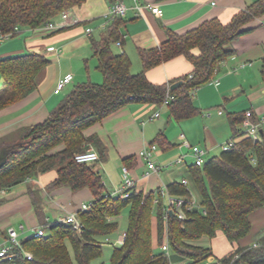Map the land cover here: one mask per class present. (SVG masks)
<instances>
[{"label":"trees","instance_id":"obj_1","mask_svg":"<svg viewBox=\"0 0 264 264\" xmlns=\"http://www.w3.org/2000/svg\"><path fill=\"white\" fill-rule=\"evenodd\" d=\"M86 1L0 0V33L16 36L19 33L15 32L17 27L42 28ZM115 1L111 0V3ZM261 17H264V0H257L229 23L214 18L183 34L170 31L168 40L160 46L140 51L144 70L136 74L131 71L130 57L113 50L114 44L124 41L120 29L122 17L111 21L100 39L93 37L94 56L104 81L75 85L45 121L25 129L20 141L0 140V150L10 149L7 161L0 169V192L29 177L56 169L58 177L50 188L69 186L73 191L89 188L94 207L79 213L83 223L81 233L71 225L57 222L51 226L48 235L23 240V249L15 251L14 264H92L104 255V240L118 232L119 218L127 207H130V213L125 244L114 246L111 261L100 264H172L171 257L162 250L166 242L178 258L187 259L190 264H203L213 256L211 248L201 243L204 237L213 239L222 231L232 244L238 245L250 235L251 215L264 208V133L258 141L243 138L231 150H223L206 160L202 167L191 166L202 207L188 211L187 219L182 220L176 215L166 219L167 203L162 189L148 193L134 190L128 198L107 196L108 189L97 164L106 160V147L98 136H87L85 132L132 103L162 106L169 91L174 100L168 108L176 120L199 115L201 110L195 104V92L212 81L220 64L234 54L233 42L250 31L245 29L249 23ZM178 56H185L192 62V73L162 84L148 78V70ZM49 62L43 54L36 52L1 58L0 110L33 93L39 72ZM262 78L264 81V59ZM179 81L182 84L173 90L172 85ZM246 113L229 114L235 135H244L241 126ZM252 119L259 122L253 114ZM152 145L166 147L165 135L161 133ZM91 146L99 151L100 160L77 162L76 154ZM132 159L134 157L125 159L124 163L129 165ZM167 191L172 196L192 197L187 185L181 182L169 184ZM36 209L41 212L39 205ZM154 217L157 245L161 249L158 252L154 247ZM25 251L32 253L33 259H27ZM217 260L219 264H264V235L256 245H238L230 254Z\"/></svg>","mask_w":264,"mask_h":264},{"label":"crops","instance_id":"obj_2","mask_svg":"<svg viewBox=\"0 0 264 264\" xmlns=\"http://www.w3.org/2000/svg\"><path fill=\"white\" fill-rule=\"evenodd\" d=\"M255 1L257 0H140V4L144 6L143 14H140L131 0H125L129 10L123 17L120 28L124 41L121 45L114 44L113 50L119 54L126 53L132 61V73H139L144 70L140 51L160 46L168 40L170 31L183 34L214 18L229 23L236 14ZM111 4V0H87L69 11L72 23L62 29L42 27L33 30L25 27L20 28L16 36L0 41V59L36 52L50 61L39 72L36 78L37 88L33 93L0 110V140L18 142L25 129L45 121L62 101L63 94L69 93L75 85L87 81H104V76L98 69V59L94 56L92 38L100 39L103 30L111 23L107 18ZM148 4H158L163 9V14H154L146 7ZM61 20L60 16L55 22ZM88 28L92 31L88 32ZM245 29L250 31L232 44L234 54L220 64L212 81L195 92V104L201 110L199 115L178 121L166 106L160 111V117L152 119L159 111L157 105L132 103L86 130L87 136H98L106 147L107 158L99 168L107 189L108 183L116 188L112 193L121 189H118L121 180L117 178L115 168L123 176L124 166L136 181L137 190L145 193L164 190L173 182H187V187L190 182L195 185L191 175L194 159L191 150L183 145V135L191 145H198L209 154L216 153L226 142H239L245 138L242 134L235 135L229 122V114L251 111L261 122V127L264 125V17L252 21ZM193 70L194 65L190 60L185 56H178L148 70L147 76L152 82L162 84L188 75ZM69 75L74 76L73 81L61 94H56L59 81ZM2 86L0 76V88ZM220 110L223 114H219ZM241 128L243 131L242 126ZM161 133L165 135L167 145L157 146L154 150V159L161 170L145 177V173L149 171L148 162L140 153L145 147L152 145ZM182 155H185L184 161L174 165ZM131 157L134 159L126 165L124 160ZM57 177L58 171L54 169L29 177L10 189H4L5 193H2L3 190L0 192V201H3L0 203V244L7 239L9 227L18 228L22 224L25 226V233L21 236L29 233L32 236L38 227L78 212L82 204L93 200L89 188L79 191H73L69 186L50 188ZM165 201L168 204L167 194ZM37 205L41 207L40 213L37 212ZM251 221L252 231L238 243L240 246L254 245L264 235V208L253 213ZM201 243L211 248L213 261L230 254L238 246L232 244L222 231L213 239L204 237ZM221 243L225 250H221ZM154 247L159 248L156 232ZM187 261L177 258L175 263L185 264Z\"/></svg>","mask_w":264,"mask_h":264},{"label":"built area","instance_id":"obj_3","mask_svg":"<svg viewBox=\"0 0 264 264\" xmlns=\"http://www.w3.org/2000/svg\"><path fill=\"white\" fill-rule=\"evenodd\" d=\"M136 9L139 11L140 14H143L144 6L140 4V0H131ZM149 8L154 14L156 15H162L163 9L158 4H148L146 6ZM129 7L126 4L125 0H116L114 3L111 4L110 12L107 15V18L109 21H113L116 17H125L128 13ZM62 20L59 22H49L44 27L50 28V29H62L66 27L67 25L71 24L69 11L64 12L62 15ZM20 30L19 27L15 29V32H18ZM88 32H91L92 29L88 28ZM13 36V33L4 34L0 33V41L9 39ZM118 45H121V42H118ZM74 79L73 75H69L63 79H61L55 89L56 94H61L65 87L71 83ZM174 100V96L168 92L163 104L161 107L168 106L171 101ZM219 114H223V111L220 110ZM161 112L158 111L152 119H156L160 117ZM243 132L245 137L251 138L253 141H258L261 139V122H255L252 119V112L248 111L246 113V118L242 123ZM182 138L184 139L183 145L187 146L191 150V156L194 159V164L197 166L202 167L206 163L205 155L207 154V151L198 146V145H191L189 141L185 138L183 135ZM236 142L230 141L228 143H225L222 145L223 150H231ZM157 148L156 145H149L145 147L140 155L141 157L148 162V168L149 171L145 173V177H149L152 172H159L161 170V167L157 164V162L154 159V150ZM185 155L180 156L175 163H181L184 161ZM75 160L79 163H93L100 160V154L98 151L93 148L92 146L88 148L85 152L78 153L75 156ZM123 184L120 190H118L115 193H107V196L109 194L117 196L120 195L124 198L130 197L131 193L134 190H137L136 181L132 178L130 174V170L124 166L123 167ZM187 182L184 184L186 185ZM6 190H3L2 193H5ZM164 195H168V204L166 209V219L170 217V211H173L174 215L178 216L182 220L187 219V212L196 208L194 205L192 199L188 197H177L172 196L168 193L167 187L163 190ZM94 207L93 200L90 203H84L81 205V208L78 212L71 213L65 217L59 218L57 221L51 223H47L45 225H42L38 227L36 230H34L31 237H44L47 234V231L50 230L51 226L57 222H62L66 225H71L75 230L78 232H82L83 230V223L79 218V213L86 212L92 210ZM25 233V226L20 225L17 227H9L8 228V237L5 240L4 243L0 244V262L7 261L10 262V264H14L15 261V251L16 249H23L22 247V241L20 239V236ZM127 234L122 233L119 234L116 240L113 242V240L109 237L106 239L108 243L113 244L114 246H122L125 244ZM256 245V244H255ZM162 250L166 252L168 256L171 255V250L168 242H166ZM24 255L27 259L31 260L33 259V255L30 252L25 251ZM212 263H218L219 261L216 259L215 261L212 260V257H209L208 260L203 264H212ZM190 264V263H189Z\"/></svg>","mask_w":264,"mask_h":264},{"label":"rangeland","instance_id":"obj_4","mask_svg":"<svg viewBox=\"0 0 264 264\" xmlns=\"http://www.w3.org/2000/svg\"><path fill=\"white\" fill-rule=\"evenodd\" d=\"M136 74V73H135ZM64 96L66 95V93L65 94H63ZM196 101V100H195ZM164 107H166V106H164ZM164 107H161V106H158V110L159 111H163L165 108ZM226 117V116H225ZM263 130H264V125L261 127ZM22 139V138H21ZM21 139H19V141L21 140ZM231 141H233V140H231ZM227 143V142H226ZM225 144V143H224ZM60 148H62V147H60ZM60 148H56V149H60ZM217 150V149H216ZM223 151V147L221 146L220 147V149L219 150H217V152L216 153H209V154H207V155H205V159L206 160H208L209 158H211V157H213L214 155H217V154H220L221 152ZM194 160H192V162H193ZM97 164H98V167H102V165H103V163H100V162H97ZM173 165V164H172ZM172 165H170V167H172ZM174 165H176L177 166V164L175 163ZM115 170H116V175H117V178L119 179V180H121V182L119 183V184H121L120 185V187L118 188V189H120L121 187H122V184H123V176L122 175H120L119 174V172L117 171V169L115 168ZM109 184V187H108V191H114L116 188L115 187H111V184L110 183H108ZM206 184H207V180H206ZM188 188H190V190H191V199H192V201H193V203H194V205L196 206V207H202V198H201V194H200V192H199V190H198V188H197V186H195L193 183H189V187ZM112 193V192H111ZM115 193V192H114ZM113 194V193H112ZM91 201H88V203H90ZM129 213H130V207H127V208H125L124 210H123V212H122V214H121V216H120V218H119V221H120V227H119V230H118V232L116 233V234H114L113 236H111L110 238L113 240V242L116 240V238L118 237V235L119 234H122V233H124V232H126L127 231V228H128V223H129ZM154 232H156L157 233V223H156V218L154 219ZM50 233V230H48L47 231V234H49ZM30 236H31V233H29V234H26V235H23V236H20V239L21 240H25V239H27V238H30ZM104 255L101 257V258H99V259H96L92 264H100V263H103V262H105V263H109L110 261H111V258H112V253H113V250H114V245L113 244H111V243H108L106 240H104ZM256 244V243H255ZM254 244V245H255ZM221 245H222V247H221V250H225V248H224V246H223V243H221ZM71 250V252L73 253V251H72V249H70ZM156 252H158V251H160V248H156V250H155ZM170 257H171V260H172V262H173V264H178V263H175V261H176V259L179 257L178 256V254H175V253H173V252H171V255H170ZM190 263V261L188 260L187 261V263H185V264H189ZM75 264H77V262L75 263Z\"/></svg>","mask_w":264,"mask_h":264},{"label":"water","instance_id":"obj_5","mask_svg":"<svg viewBox=\"0 0 264 264\" xmlns=\"http://www.w3.org/2000/svg\"><path fill=\"white\" fill-rule=\"evenodd\" d=\"M181 84H182V81H179V82L175 83L174 85H172L171 88L174 90V89L178 88ZM263 133H264V131L261 130V134H263ZM9 152H10L9 148H2L0 150V169L6 163ZM169 213H170V216L174 215L173 211H170Z\"/></svg>","mask_w":264,"mask_h":264}]
</instances>
